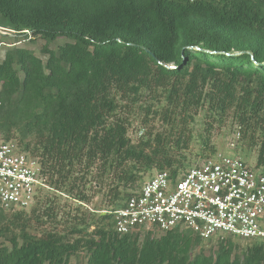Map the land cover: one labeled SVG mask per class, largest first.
Masks as SVG:
<instances>
[{
	"label": "trees",
	"instance_id": "1",
	"mask_svg": "<svg viewBox=\"0 0 264 264\" xmlns=\"http://www.w3.org/2000/svg\"><path fill=\"white\" fill-rule=\"evenodd\" d=\"M0 28L41 38L47 55L5 50L2 137H17L22 151L38 157L46 187L81 203L89 201V169L100 167L94 188L120 169L112 195L119 204L67 232L33 233L24 210L0 208V264H69L80 251L85 264H264L261 241L238 250L236 238L225 237L203 250L187 229L119 234L111 213L139 189L125 192L138 166L182 173L177 151L187 148L185 127L200 112L207 154L214 153L212 126L231 118L264 168V0H0ZM60 38L67 41L48 48ZM135 106L171 133L132 143L123 112ZM34 207L40 226L56 221L48 200Z\"/></svg>",
	"mask_w": 264,
	"mask_h": 264
},
{
	"label": "built area",
	"instance_id": "2",
	"mask_svg": "<svg viewBox=\"0 0 264 264\" xmlns=\"http://www.w3.org/2000/svg\"><path fill=\"white\" fill-rule=\"evenodd\" d=\"M43 187L38 157L0 133V208L29 210ZM111 213L119 234L178 228L202 240L264 243V168L251 167L238 156L217 155L174 177L158 171Z\"/></svg>",
	"mask_w": 264,
	"mask_h": 264
},
{
	"label": "rangeland",
	"instance_id": "3",
	"mask_svg": "<svg viewBox=\"0 0 264 264\" xmlns=\"http://www.w3.org/2000/svg\"><path fill=\"white\" fill-rule=\"evenodd\" d=\"M5 33V34H4ZM9 30L0 28V61L4 55L5 50L11 46L25 47L34 51V53L39 56L42 60L47 58V55L42 52V47L46 42L39 37L30 38L29 36H14L7 35ZM67 41L66 38H60L54 42L47 44L49 49H55L58 45ZM123 116L128 118V136L132 143L136 144L141 140H144L147 136L153 137L156 133L160 135H169L171 133V128L158 119H151L146 117L145 112L140 109V107L135 106L131 111H124ZM194 121L190 122L185 127V132L183 137L188 138V146L186 149L178 150V154H181L185 157L186 167L183 171L189 169L191 166L199 163L200 161L216 157L217 155L235 157L238 156L243 159L251 167L256 166V149L248 146V136L242 137V133L239 132V127L234 124V122L229 118L222 126L213 125L210 133H208L210 138V146L214 149L213 154H207L206 150L200 144L198 139L199 136L207 135V132L204 131L201 121L203 120L202 112L198 113L194 117ZM177 136V135H176ZM176 136H172V143H175ZM15 140L18 141V138L15 137ZM173 150V149H172ZM176 153V151H172ZM120 169H114L108 171L105 175V178L98 184L97 187H93L95 179L98 174H100V167L94 166L89 169L87 172L88 175H85L84 181L88 183L85 185L86 192L89 195V201L86 203H81L75 201L66 195H61L54 190L43 187L39 193L37 203L35 207H40L43 205L44 201L48 200L50 205L56 208V221L46 222L43 226H40L41 219L39 214H32L31 210H24L25 216L31 219L33 227L30 229L33 233H40L41 231H48L53 228L60 232L69 231V227L75 225L79 222L85 221V224L90 223L92 218H95L97 214H104L111 207L117 206L119 204L118 200H113L112 195L117 190V175ZM158 170L156 168L146 169L144 166H138V180L131 187H127L125 192H132L136 188H139L141 184L153 176ZM85 173V172H84ZM83 174V171H82ZM79 175V177L82 176ZM121 186L118 187V191H121ZM49 204V203H48ZM34 207V208H35ZM79 208L78 211L72 210L71 214L68 215L66 212L71 208ZM7 213H12L15 211H5ZM262 227H264V219L262 221ZM92 229V227H90ZM147 230H141V236L145 234ZM153 235L158 236L160 233L149 230ZM75 237V236H73ZM218 239L203 240L200 245V249L211 250L217 246ZM233 244L238 248V250L245 249L246 246H250L251 242H246L239 239H231ZM86 263V253L85 251H80L76 256L70 258L69 264H85Z\"/></svg>",
	"mask_w": 264,
	"mask_h": 264
},
{
	"label": "water",
	"instance_id": "4",
	"mask_svg": "<svg viewBox=\"0 0 264 264\" xmlns=\"http://www.w3.org/2000/svg\"><path fill=\"white\" fill-rule=\"evenodd\" d=\"M5 34V33H4ZM7 34V33H6ZM7 35H11L10 33H8Z\"/></svg>",
	"mask_w": 264,
	"mask_h": 264
}]
</instances>
